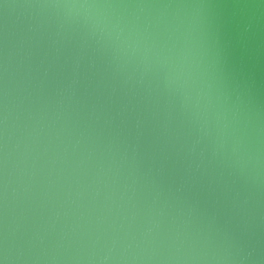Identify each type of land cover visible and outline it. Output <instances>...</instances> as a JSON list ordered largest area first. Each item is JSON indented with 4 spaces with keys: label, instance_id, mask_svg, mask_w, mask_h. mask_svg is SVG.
<instances>
[{
    "label": "clouds",
    "instance_id": "clouds-1",
    "mask_svg": "<svg viewBox=\"0 0 264 264\" xmlns=\"http://www.w3.org/2000/svg\"><path fill=\"white\" fill-rule=\"evenodd\" d=\"M0 4L5 11L17 7L3 0ZM23 7L53 10L61 28H82L110 53L117 67L132 64L142 73L151 70L158 76L197 133L191 144L181 143L179 133L174 139L170 121H165L163 131L155 137L161 141V171L171 146L184 169L183 184H195L208 174L206 150L210 152L208 163L220 166L219 176L227 169L234 179L220 189L226 201L224 224L218 225L213 213L206 225H196L198 201L172 215L167 211L169 200L162 198L160 191L150 200H138V177L130 172L120 179L127 148L117 160L110 141L107 155L101 149L92 179L87 185L77 182L75 190L69 184L61 207L70 203L83 207L80 200L86 194L94 205L101 199L102 203L94 210L78 211L71 223L58 231L61 211L55 210L18 240L19 225L12 227L9 222L10 190L28 195L37 183L38 171L47 168L48 187L42 189L41 196L50 198V187L56 182L53 172L63 175L71 167L74 173L96 152V146H85L80 160L69 164V150L80 147L85 132L73 135L64 116V101L66 94L75 96L82 78L90 81V67L79 51L61 61L60 48L46 51L39 65L44 79L57 70H68L66 83L58 89L59 107L44 101L33 108L30 102L24 110L26 123L21 135L12 142L10 128L15 126L18 105L5 34L0 47V264H264V121L240 93L233 94L219 71L218 37L209 29L208 9L212 6L205 0H42ZM237 7L264 10V0ZM257 19L253 12L238 23L242 42L253 33ZM31 71L29 65L25 76L30 77ZM23 86L27 90V84ZM142 123L137 117V139L144 131ZM201 142L204 147L197 151ZM137 147L133 145V158ZM45 156L38 167L37 162ZM17 180L19 189L13 187ZM236 180L243 184L244 192L234 187ZM218 187V180H208L209 195ZM50 231H56V239L47 244Z\"/></svg>",
    "mask_w": 264,
    "mask_h": 264
},
{
    "label": "water",
    "instance_id": "water-1",
    "mask_svg": "<svg viewBox=\"0 0 264 264\" xmlns=\"http://www.w3.org/2000/svg\"><path fill=\"white\" fill-rule=\"evenodd\" d=\"M3 2L17 5L5 11L0 4V47L3 46L6 34L8 48L12 54L16 85L14 96L18 105L15 109V126L10 128L13 132L12 142L15 143L21 135V129L26 123L24 110L30 106V102L33 108L44 101H49L50 106L59 107L56 104L60 98L58 89L66 83L68 70H57L54 76L50 74L44 79L43 69L39 65L46 51L54 52L56 48H60L63 54L61 61L65 56L79 51L84 56V62L89 63L90 67L87 74L90 81L82 78L75 96L67 97L66 94L64 101V116L68 118L73 135L85 132V140L80 147L75 151L70 148L69 164L80 160L85 146H96V152L74 173L71 172V167L63 175L53 172L52 178L56 182L50 187V198L41 196L42 189L48 187L47 168L43 172L38 171L37 183L28 195L19 190L13 194L10 190L9 222L12 227L19 225L16 231L17 239H21L23 233L31 231L35 224L41 223L43 218H47L55 210L61 211V216L56 221L58 231L62 225L71 223L78 211L94 210L102 203L101 199L94 205L86 194L80 200L83 207L77 208L76 204L71 203L61 207L69 184L75 190L77 182L87 185L92 179L101 149L107 155L110 141L117 160L127 148L128 159L122 162L120 179L130 172L138 177V200H150L160 191L162 198L169 200L171 207L167 211L172 215H177L181 209L186 211L187 204L198 201L194 224L206 225L215 213L217 224L223 225L227 219L226 201L220 194V189L225 182L231 184L234 178L228 175L227 169L223 170L222 177L219 176L220 166L216 162L208 163L210 152L205 151L208 174L195 184H183L181 178L184 176V169L171 146L167 153L168 159L163 162V170H160L161 141L155 137L157 132L163 131L165 121H170L174 139L175 134L179 133L181 143L186 141L191 144L197 133L180 110L178 100L167 93L158 76L151 70L142 73L141 69L132 64L117 67L111 60L110 53L98 46L91 37L86 36L82 28L77 25H64L61 28L53 10L23 7L40 3L42 0ZM252 2L254 0H205V3L212 6L208 9L209 29L214 37H218L219 71L233 94L240 93L250 102L258 118L264 121V10L237 7ZM253 12L258 19L253 33L244 43L241 41L237 25ZM53 41L56 43L53 44ZM47 63L48 60L45 59V65ZM29 65L32 69L31 76L26 77ZM25 84L27 90L23 86ZM28 91L31 96L27 95ZM137 117L143 122L141 128L144 130L139 139L136 136ZM64 139L67 141V133L64 134ZM133 145L138 146L135 149V158ZM202 147L204 142L197 146V151ZM46 158L42 157L37 162L38 167ZM14 160L15 155L13 162ZM210 178L218 180L220 185L212 195L207 191ZM13 187L19 189L20 181L17 180ZM234 187L239 188L241 192L245 191L239 180H236ZM64 212L68 213L67 216ZM55 239L56 231H50L45 243L50 244Z\"/></svg>",
    "mask_w": 264,
    "mask_h": 264
}]
</instances>
